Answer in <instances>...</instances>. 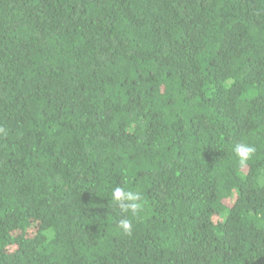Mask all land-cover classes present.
Instances as JSON below:
<instances>
[{
    "label": "trees",
    "instance_id": "16d2710c",
    "mask_svg": "<svg viewBox=\"0 0 264 264\" xmlns=\"http://www.w3.org/2000/svg\"><path fill=\"white\" fill-rule=\"evenodd\" d=\"M0 129V264H264V0H0Z\"/></svg>",
    "mask_w": 264,
    "mask_h": 264
},
{
    "label": "clouds",
    "instance_id": "9594fccd",
    "mask_svg": "<svg viewBox=\"0 0 264 264\" xmlns=\"http://www.w3.org/2000/svg\"><path fill=\"white\" fill-rule=\"evenodd\" d=\"M0 131H3L0 129ZM233 152L238 159L241 167L246 166L249 159H251L255 152L256 147L244 142L235 144ZM112 200L124 214L129 212L134 217L143 209L142 196L139 192L125 190V188L116 186L112 191ZM118 227L125 233L130 234L132 231V222L129 218L120 219Z\"/></svg>",
    "mask_w": 264,
    "mask_h": 264
}]
</instances>
